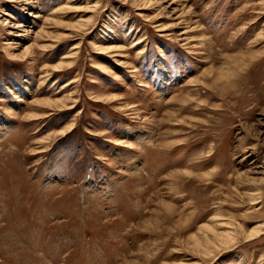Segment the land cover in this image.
Segmentation results:
<instances>
[{"label": "rangeland", "instance_id": "1", "mask_svg": "<svg viewBox=\"0 0 264 264\" xmlns=\"http://www.w3.org/2000/svg\"><path fill=\"white\" fill-rule=\"evenodd\" d=\"M0 264H264V0H0Z\"/></svg>", "mask_w": 264, "mask_h": 264}, {"label": "bare ground", "instance_id": "2", "mask_svg": "<svg viewBox=\"0 0 264 264\" xmlns=\"http://www.w3.org/2000/svg\"><path fill=\"white\" fill-rule=\"evenodd\" d=\"M257 234H258V232L255 229H253L252 231H250V234L248 236L249 240L255 239L257 237Z\"/></svg>", "mask_w": 264, "mask_h": 264}]
</instances>
